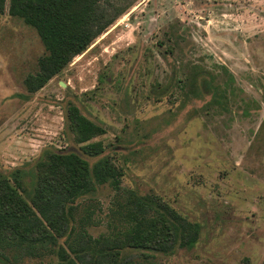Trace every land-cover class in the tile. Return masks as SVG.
Listing matches in <instances>:
<instances>
[{
	"label": "rangeland",
	"instance_id": "obj_1",
	"mask_svg": "<svg viewBox=\"0 0 264 264\" xmlns=\"http://www.w3.org/2000/svg\"><path fill=\"white\" fill-rule=\"evenodd\" d=\"M9 5L0 13L1 175H18L30 202L50 154L90 167L109 159L121 173L118 190L102 185L75 202L74 231L58 239L69 257L88 264L120 247L133 228L130 198L140 197L198 224V241L181 248L177 232L167 251L121 246L117 264H264V0H138L34 93L25 79L45 48ZM71 106L105 129L93 140L101 155L76 141ZM13 253L0 263L59 262Z\"/></svg>",
	"mask_w": 264,
	"mask_h": 264
},
{
	"label": "trees",
	"instance_id": "obj_2",
	"mask_svg": "<svg viewBox=\"0 0 264 264\" xmlns=\"http://www.w3.org/2000/svg\"><path fill=\"white\" fill-rule=\"evenodd\" d=\"M137 1L10 0L9 15L23 19L36 30L45 48V55L37 63L38 72L25 79L27 90L34 93L42 89ZM4 5L5 0H0V13ZM68 118L76 141L83 144V152L92 157L101 155L103 144L93 140L104 135L105 129L81 115L75 106L70 107ZM120 176L109 159H100L90 167L74 153L50 154L39 164L35 192L28 202L23 198L25 189L20 177L10 180L0 173V259L14 263L16 253L10 254L26 250L34 257L56 255L57 264H77L58 244L59 238L71 236L74 231V204L102 185L118 190ZM129 202L135 209H131L133 228L121 246L167 251L177 232L181 248H192L197 243L199 225L188 222L175 210L165 205L154 209L150 200L140 197L130 198ZM79 238L100 243L85 232L79 233ZM121 246H110L88 264H117V248ZM70 251L76 253L74 248Z\"/></svg>",
	"mask_w": 264,
	"mask_h": 264
}]
</instances>
